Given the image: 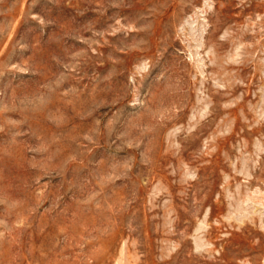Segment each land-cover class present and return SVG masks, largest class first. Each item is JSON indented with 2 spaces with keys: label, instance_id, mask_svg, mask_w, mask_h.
<instances>
[{
  "label": "rangeland",
  "instance_id": "rangeland-1",
  "mask_svg": "<svg viewBox=\"0 0 264 264\" xmlns=\"http://www.w3.org/2000/svg\"><path fill=\"white\" fill-rule=\"evenodd\" d=\"M0 264H264V0H0Z\"/></svg>",
  "mask_w": 264,
  "mask_h": 264
}]
</instances>
